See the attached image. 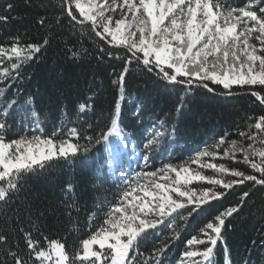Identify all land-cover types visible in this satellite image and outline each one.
I'll use <instances>...</instances> for the list:
<instances>
[{
  "label": "trees",
  "instance_id": "trees-1",
  "mask_svg": "<svg viewBox=\"0 0 264 264\" xmlns=\"http://www.w3.org/2000/svg\"><path fill=\"white\" fill-rule=\"evenodd\" d=\"M222 3L239 7L246 0H222ZM9 4L13 5L11 9L7 8ZM62 4L63 0H0V15L14 18L6 24L0 22V46L10 45L17 36L21 44L41 45L34 59L18 73L13 72L11 79L2 76L3 68L10 67L11 62H0V109L5 107L6 100L16 101L15 112L7 115L9 137L30 136L33 132L47 136L63 125L56 139L67 128L75 127L80 134L76 142L81 146L75 159L54 161L44 169L22 176L20 187L8 206L0 204V233H9L14 246L23 243L14 222L23 221L21 226L33 235H37L36 228L40 229L45 246V236L65 243L71 258L80 250L83 239L106 227L104 221L121 202L123 192L147 183L144 173L162 175L160 169L170 164L185 165L206 176L218 177L215 170L192 163L198 152L207 150L218 154L215 160L203 157L205 163H223L230 169L259 175L243 162V153L237 152L234 158L224 157L223 153L231 147L232 140L245 147L254 143L239 133H255L250 125L264 116V105L251 95L253 90L264 95L261 86L233 85L231 95L211 81L207 83L213 92L202 87L188 89L169 83L158 70L149 71L136 60L128 65L121 84L118 78L125 58L131 54L126 48L113 47L97 37L90 23L74 24L65 14L63 23L56 25L54 20ZM73 11L79 18L74 4ZM42 15L53 23L46 27L39 25L37 21ZM45 40L47 44L43 43ZM69 49L78 55L73 58ZM108 52L112 53L111 57ZM117 100L121 104L119 128L127 137L122 141L124 155L116 166L112 163L109 141L97 140L110 128ZM85 102L90 107L80 113L78 106ZM181 103L183 107L177 111ZM5 116L0 111V120ZM221 137L225 143L216 148ZM255 146L264 147L258 141ZM85 147L87 152L83 151ZM128 148H134L138 158L130 160ZM253 159L259 162L258 157ZM171 177L174 179L175 174ZM223 178L237 179L227 174ZM188 187L213 188L198 181ZM216 190L225 191L218 186ZM245 191L250 194L239 212L226 219L212 259L214 264H264V187H252V182L235 185L222 199L210 201L191 216L188 213L193 206L179 210L184 219L177 217L171 224L166 221L157 229L149 230L151 234L141 240L138 250L131 255L139 257V264L145 261L157 264V260L181 264L186 261V249L205 247L188 246L187 239L193 235L203 238L200 228L214 214L240 205V196ZM175 236L179 238L173 239ZM159 248H165L166 254L158 253ZM5 260L11 264V257L0 247V262Z\"/></svg>",
  "mask_w": 264,
  "mask_h": 264
},
{
  "label": "snow or ice",
  "instance_id": "snow-or-ice-1",
  "mask_svg": "<svg viewBox=\"0 0 264 264\" xmlns=\"http://www.w3.org/2000/svg\"><path fill=\"white\" fill-rule=\"evenodd\" d=\"M73 4L79 18L74 14ZM12 7L11 4L7 6L8 9ZM106 13H119V18ZM65 14L74 24L90 23L91 31L97 37L113 47L126 48L131 54L125 58L126 63L119 75L121 84L128 72V65L136 60L149 71L158 70V74H162V78L169 83L181 84L188 89L202 87L213 92L214 89L207 83L211 81L227 90V95H231L233 85H259L264 90V0H246L244 6L239 7L227 6L222 0H104L103 3H97L96 0H63L54 23L62 24ZM10 19L14 18L0 15V22L6 24ZM37 23L46 27L53 22H48L47 17L42 15ZM137 32L138 42L135 39ZM20 39L19 36L14 37L10 45L0 46V62H11L10 67L3 68L2 76L6 80L11 79L13 72L18 73L41 51L39 43L21 44ZM43 43L47 44L48 41ZM69 51L73 58L78 55L76 51ZM107 55L111 57L112 53L108 52ZM257 63L259 70H256ZM167 70H171V73ZM251 95L264 105L261 91L253 90ZM15 107L13 98L6 100L5 107L0 109L6 114L0 120V204L6 207L19 189L22 176L44 169L54 161L75 159L81 152V146L76 142L80 134L75 127L67 128L59 139L56 136L63 131V125L47 136L33 132L30 136L10 138L7 115L15 112ZM89 107L85 102L78 109L84 113ZM182 107L181 103L177 111ZM120 115L121 104L117 100L110 128L97 142L99 139L107 142L110 137L120 134ZM251 127H254L255 133L241 131L239 134L254 143L245 147L232 140L231 147L225 149L223 155L234 158L237 152L243 153V162L259 175L230 169L223 163H205L203 157L215 160L218 155L205 150L198 152L192 163L215 170L218 177L206 176L185 165L174 167L170 164L160 169L162 175L144 173V177L148 178L147 183L123 192L121 202L104 221L106 227L83 239L80 250L71 258L65 243L45 236V246L41 241L40 229L36 228L37 235H33L31 230L21 226L23 221L14 222L23 243L14 246L9 233H0V247L5 249L6 256L11 257V264H133L134 261L139 264V257L131 253L136 252L141 240H146L151 234L149 230L157 229L166 221L171 224L177 217L184 219L179 210L191 205L193 207L188 213L191 216L210 201L222 199L227 190L233 189L235 185H245L246 182H252V187H264V147L255 146L257 141L264 145V116H260ZM224 143L225 139L221 137L215 147L219 148ZM83 151L87 152L88 148L85 147ZM253 157H258L259 162ZM172 173L175 174L174 179ZM226 174L237 179L225 180L223 177ZM195 181L206 182L213 188L194 190L188 187ZM216 186L225 191H217ZM249 194L248 191L241 194L240 205L214 214L200 228L203 238L193 235L187 239L188 246L205 247L203 250L186 249V261L181 264H214V248L222 239L226 219L239 212ZM157 252L166 254L165 248H159ZM0 264H8V261ZM144 264H148V261ZM157 264L164 262L157 260Z\"/></svg>",
  "mask_w": 264,
  "mask_h": 264
},
{
  "label": "rangeland",
  "instance_id": "rangeland-1",
  "mask_svg": "<svg viewBox=\"0 0 264 264\" xmlns=\"http://www.w3.org/2000/svg\"><path fill=\"white\" fill-rule=\"evenodd\" d=\"M97 3H103L104 0H96ZM106 14H111L114 16V18H119V13H106ZM131 17L129 16V19ZM136 41H139V33L137 32L136 36H135ZM256 70H259V65L257 63L256 65ZM120 130V134L110 137L109 139V149L111 150L112 156H113V164H118L119 158H121L124 155V145L122 143V141L127 137L119 128ZM129 149V154L128 157L130 160H135L136 158H138V153L135 152L134 148H128Z\"/></svg>",
  "mask_w": 264,
  "mask_h": 264
}]
</instances>
